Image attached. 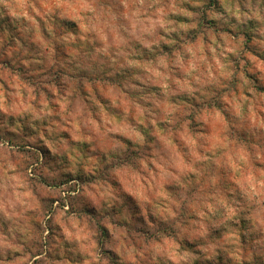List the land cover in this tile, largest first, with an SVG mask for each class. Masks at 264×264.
Returning <instances> with one entry per match:
<instances>
[{"label":"clouds","instance_id":"1","mask_svg":"<svg viewBox=\"0 0 264 264\" xmlns=\"http://www.w3.org/2000/svg\"><path fill=\"white\" fill-rule=\"evenodd\" d=\"M0 264H264V0H0Z\"/></svg>","mask_w":264,"mask_h":264}]
</instances>
